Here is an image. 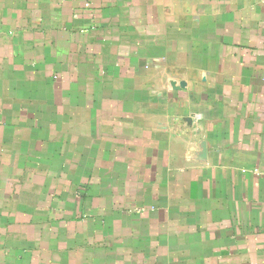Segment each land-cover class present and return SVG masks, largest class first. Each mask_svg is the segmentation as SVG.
I'll use <instances>...</instances> for the list:
<instances>
[{"label": "crops", "instance_id": "0c3cea01", "mask_svg": "<svg viewBox=\"0 0 264 264\" xmlns=\"http://www.w3.org/2000/svg\"><path fill=\"white\" fill-rule=\"evenodd\" d=\"M0 264H264V0H0Z\"/></svg>", "mask_w": 264, "mask_h": 264}]
</instances>
